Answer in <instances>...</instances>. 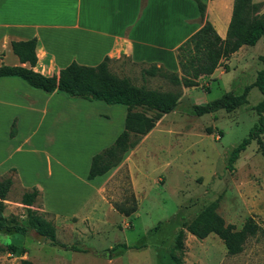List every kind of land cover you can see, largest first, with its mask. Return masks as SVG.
Here are the masks:
<instances>
[{
  "label": "rangeland",
  "instance_id": "obj_1",
  "mask_svg": "<svg viewBox=\"0 0 264 264\" xmlns=\"http://www.w3.org/2000/svg\"><path fill=\"white\" fill-rule=\"evenodd\" d=\"M251 1L260 6L259 14H264V0ZM263 53L264 38L252 47H241L227 60V72L221 68L214 79L200 80L206 91L201 86L195 90L174 88L158 76L142 79L140 69L149 66L112 60L109 71L128 78L136 87L178 91L176 109L161 116L137 146L107 173L103 199L95 197L87 205L79 216L84 219L55 220L41 211L36 198L31 210L52 222L55 241L79 252L54 247L44 238L38 242L32 231L24 236L2 233L0 264H19L20 259L33 264H171L168 251L179 230L183 231V264H264V157L255 142L251 141L232 169L226 170L228 152L256 123L254 107L262 95L252 87L246 96L247 104L231 112L219 110L200 117L188 112L193 104L207 103L229 91L239 94L244 86L252 84L257 71L263 68L258 60ZM102 106L123 109L118 105ZM92 112L90 109L87 113ZM120 115L119 111L112 112L107 130L119 128ZM262 115L264 122V112ZM69 125L66 135L73 143L89 142L101 130L91 116L87 121L73 118ZM259 138L264 148V134ZM74 159L81 163L84 157ZM74 165L79 166L76 162ZM6 177L12 180V173L2 178ZM22 193L13 187L6 195L4 214L9 223L25 224L26 209L19 205ZM130 196L135 200L134 213L124 216L112 208L113 203L129 205ZM211 202L217 203L215 211L224 224L235 230L246 218L258 226V232L244 242L239 254L226 255L222 242L213 234L198 240L184 230V224ZM91 206L93 211L88 210ZM8 244L15 247L14 253H7ZM102 252H108L109 259L96 256Z\"/></svg>",
  "mask_w": 264,
  "mask_h": 264
},
{
  "label": "crops",
  "instance_id": "obj_2",
  "mask_svg": "<svg viewBox=\"0 0 264 264\" xmlns=\"http://www.w3.org/2000/svg\"><path fill=\"white\" fill-rule=\"evenodd\" d=\"M198 1L204 5L202 21L193 0H0V65L28 68L19 63L10 44L34 39L32 71L45 77L56 76L71 62L92 67L104 58L109 63L122 59L154 65L179 76L177 47L205 21L223 39L230 19L233 0ZM143 69L139 75L145 79ZM220 69L216 68L210 79L220 74ZM200 86L199 82L198 87L189 89ZM100 103L71 99L55 91L46 94L19 78L1 77L0 178L12 173L9 190L35 188L41 211L55 220L84 219L79 216L87 205L95 197L102 201L107 175L86 180L90 158L113 142L125 115L124 107ZM90 109L92 115L87 113ZM114 111L120 112L121 119L119 128L110 131L107 125ZM89 116L101 130L89 142L73 143L66 135L69 124L73 118L87 121ZM75 156L84 159L79 163ZM2 205L8 222L6 199ZM88 210L93 211V206Z\"/></svg>",
  "mask_w": 264,
  "mask_h": 264
},
{
  "label": "trees",
  "instance_id": "obj_3",
  "mask_svg": "<svg viewBox=\"0 0 264 264\" xmlns=\"http://www.w3.org/2000/svg\"><path fill=\"white\" fill-rule=\"evenodd\" d=\"M196 4L198 15L202 21L204 5L198 0ZM259 5L251 0H233L229 22L223 39L218 37L212 26L205 21L203 25L176 49L175 59L180 75L168 72L161 67L151 65L148 69L141 70L142 77L158 76L164 79L170 86L177 88L198 87L201 79L208 78L213 71L221 67L223 72L228 71L226 62L241 47H252L260 38H264V14H259ZM12 53L20 64L26 63L28 68L22 66L0 65L1 77H16L24 81L28 86L39 89L49 94L57 92L71 99L86 101H99L108 106H122L125 108L123 127L113 142L107 147L95 153L89 162L86 180L90 181L108 173L116 167L124 155L134 149L142 137H144L155 125L162 115L169 114L176 109L179 92L176 90L157 91L136 87L126 77H117L108 69L109 60L104 58L95 66H83L69 63L58 71L56 76L45 77L32 71L36 57L34 54L35 40L23 42H11ZM263 68L257 71L252 84L244 86L239 94L231 91L220 97L200 105L188 107L190 115L200 117L219 110L228 113L247 104L246 96L252 87L262 95V99L255 105L257 115L246 137L228 152L226 170H231L233 163L238 159L251 141H254L259 154L264 157V148L259 138L264 134V53L258 57ZM203 91L207 87H202ZM153 113L152 116L143 114L140 110ZM208 134L211 130L206 129ZM14 133L13 126L10 129V137ZM12 185L10 177L0 179V233H13L26 235L32 231L42 236L49 243L63 250L79 252L73 246L67 248L55 241L54 226L51 221L29 207L38 197V191L32 188L29 192H23L19 204L26 206L25 224L9 223L3 216L2 201L6 199L7 192ZM129 205L125 203L112 204V208L119 214L129 216L135 212V200L129 198ZM216 202H211L202 207L188 223L184 224V230L198 240L205 239L208 235H215L223 244L228 256L241 252L244 242L258 232V226L246 218L242 226L235 230L230 224H224L216 213ZM7 253L15 252L12 244L6 246ZM2 250L0 249V252ZM183 231L179 230L173 238L168 251L171 264H183ZM19 264H33L28 259H20Z\"/></svg>",
  "mask_w": 264,
  "mask_h": 264
},
{
  "label": "water",
  "instance_id": "obj_4",
  "mask_svg": "<svg viewBox=\"0 0 264 264\" xmlns=\"http://www.w3.org/2000/svg\"><path fill=\"white\" fill-rule=\"evenodd\" d=\"M42 236L40 235H36L35 239L38 241V242H41L42 241ZM96 256L100 257V258H106V259H109L110 257V254L108 252H102V253H98L96 254Z\"/></svg>",
  "mask_w": 264,
  "mask_h": 264
}]
</instances>
